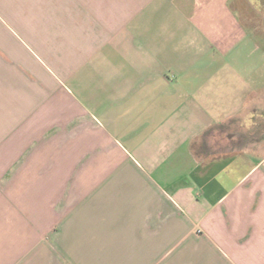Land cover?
<instances>
[{"label": "crops", "instance_id": "1", "mask_svg": "<svg viewBox=\"0 0 264 264\" xmlns=\"http://www.w3.org/2000/svg\"><path fill=\"white\" fill-rule=\"evenodd\" d=\"M257 3L0 0V264H264Z\"/></svg>", "mask_w": 264, "mask_h": 264}, {"label": "flooded vegetation", "instance_id": "2", "mask_svg": "<svg viewBox=\"0 0 264 264\" xmlns=\"http://www.w3.org/2000/svg\"><path fill=\"white\" fill-rule=\"evenodd\" d=\"M260 122H254L252 130L249 135H238L236 144L241 145L242 143H246L248 141H252V143L257 142H263L264 141V111L260 114Z\"/></svg>", "mask_w": 264, "mask_h": 264}, {"label": "rangeland", "instance_id": "3", "mask_svg": "<svg viewBox=\"0 0 264 264\" xmlns=\"http://www.w3.org/2000/svg\"><path fill=\"white\" fill-rule=\"evenodd\" d=\"M251 2H252V4H255V5H257L258 3H257V0H251ZM262 2H263V4H264V0H262ZM262 11L264 12V9H262ZM0 16H2L3 17V10L0 8ZM259 25V24H258ZM261 27V26H260ZM258 74H264V67L259 71V73ZM262 80H264V75H263V77H262ZM262 167H263V169H264V160H263V164L261 165Z\"/></svg>", "mask_w": 264, "mask_h": 264}]
</instances>
